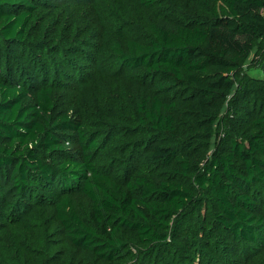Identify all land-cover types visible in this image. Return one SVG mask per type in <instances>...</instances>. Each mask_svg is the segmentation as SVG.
<instances>
[{"label":"trees","instance_id":"obj_1","mask_svg":"<svg viewBox=\"0 0 264 264\" xmlns=\"http://www.w3.org/2000/svg\"><path fill=\"white\" fill-rule=\"evenodd\" d=\"M138 1L148 9L156 3ZM34 4L32 0H0V67L6 47L14 50L34 45L32 52H38L41 43L35 37L41 35L32 34L36 28ZM202 4L210 16L201 23L162 19L151 25L153 38L149 43L128 41L126 49L116 48L120 66L143 68L154 81L157 93L136 101V108L139 122L160 134L175 130V102L161 93L186 86L198 96V103L208 108L231 93L240 62L251 55L256 41L264 38V0H202ZM32 56L31 63L42 64L37 56ZM42 57H47V70H51L49 57ZM70 57L58 56L57 60L67 65ZM79 59L81 63L89 56ZM13 60L27 63L24 56ZM216 66L225 70L223 77L213 81L202 76ZM7 73L6 78L0 77V176L12 166V186L18 191L33 187V183L55 187L59 182V188H53L50 196L57 202V221L75 246L93 252L106 264H116L117 258L125 257L124 235L148 253L170 247L171 238L175 242L178 233L185 231L187 215L199 212L200 199L186 183L192 179L194 169L189 158L180 156L175 147L154 144L141 164L158 165L175 176H157L142 167L134 168L124 178L102 172L92 158L99 138L90 136L82 122L73 121L67 114L53 117V88L13 79L17 76L15 68ZM249 87L264 100V79L251 80ZM253 116L240 128V139L232 138L229 146L225 140L221 142L193 173L194 182L212 204L214 219L203 216L205 222L214 224L216 233L231 244L228 254L237 255L238 250L249 246L264 247V111ZM61 130L75 131L84 147L83 159L54 164L36 153L38 146L54 153L65 152L58 132ZM78 189L92 202L87 220L66 195ZM9 208L11 205L0 190V209L6 213ZM216 235H205L206 247L202 251L218 258V264H230L229 257L221 253L224 244ZM186 243L184 247L190 248ZM190 251L188 260L195 262L192 247Z\"/></svg>","mask_w":264,"mask_h":264},{"label":"rangeland","instance_id":"obj_2","mask_svg":"<svg viewBox=\"0 0 264 264\" xmlns=\"http://www.w3.org/2000/svg\"><path fill=\"white\" fill-rule=\"evenodd\" d=\"M32 1L37 6L36 28L32 34L41 35L35 37L40 38L41 45L37 53L32 52L34 45L14 50L6 47L0 77L6 78L8 70L15 68L17 76L13 79L18 77L28 85L40 82L52 87L53 117L67 114L73 121L82 122L90 136L99 138V147L92 152V158L102 172L124 178L134 168L142 167L157 176H175L168 175L170 171L158 165L141 164L144 154L154 144L177 148L179 155L188 157L194 167L192 179H187L186 183L195 189L200 205L198 213L196 210L192 212L194 216L187 215L185 231L178 233L175 242L171 238L170 247L152 253L145 252L146 249L124 235L125 257L117 258L116 264H218V258L202 251L206 247L205 235L211 232L224 244L221 253L229 257L230 264L255 261L264 264V247L241 248L238 256L234 252L228 254L231 244L216 233L214 224L205 222V216L214 219L212 204L193 176L196 167H202L221 142L225 140L229 146L232 138L240 139L243 124L252 119L255 112L264 111V100L249 87L251 80L264 79V38L257 40L251 55L240 62L231 93L208 108L204 109L198 103V96L186 86L161 93L168 101L175 102L172 109L175 130L171 134H160L139 122L136 108V101L157 93L154 81L143 68L120 66L116 48L126 49L128 41L149 43L153 38L151 25L162 19L201 23L210 16L202 0H156L151 9L138 0ZM17 56H24L27 63L15 62L13 58ZM30 56H37L42 64L31 63ZM42 56L49 57L51 70H47L50 65L47 57ZM58 56L71 57L65 65L57 60ZM80 56H89V59L78 63ZM225 74L222 67L216 66L208 68L202 76L215 81ZM58 132L65 152L54 153L38 146L35 151L40 158L54 164L83 159L84 147L78 142L75 131ZM12 169L9 166L0 176V190L11 205L6 213L0 209V264H106L93 252L75 246L70 234L57 221V202L50 196L53 188H59V182L55 187L33 183V187L18 191L12 186ZM66 195L72 198L78 213L85 220L89 219L92 202L83 190ZM184 242L190 244V248L184 247ZM191 247L195 262H189L187 257Z\"/></svg>","mask_w":264,"mask_h":264}]
</instances>
